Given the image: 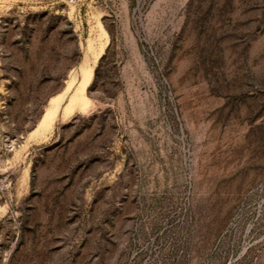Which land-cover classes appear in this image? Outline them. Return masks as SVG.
I'll return each mask as SVG.
<instances>
[{
  "label": "rangeland",
  "instance_id": "rangeland-1",
  "mask_svg": "<svg viewBox=\"0 0 264 264\" xmlns=\"http://www.w3.org/2000/svg\"><path fill=\"white\" fill-rule=\"evenodd\" d=\"M0 264H264V0H0Z\"/></svg>",
  "mask_w": 264,
  "mask_h": 264
},
{
  "label": "bare ground",
  "instance_id": "bare-ground-1",
  "mask_svg": "<svg viewBox=\"0 0 264 264\" xmlns=\"http://www.w3.org/2000/svg\"><path fill=\"white\" fill-rule=\"evenodd\" d=\"M99 28L100 33H98L99 35H97L96 39L92 38L89 40L88 38V50L84 61L79 67L80 78L77 77L76 72L71 73L66 87L49 99L46 112L39 120L36 128L30 132V135L45 133L50 129L56 118H65L77 108H84L89 102L90 98L87 95V88L92 80L94 67H96L97 61L109 43L108 33L104 26L101 24Z\"/></svg>",
  "mask_w": 264,
  "mask_h": 264
}]
</instances>
